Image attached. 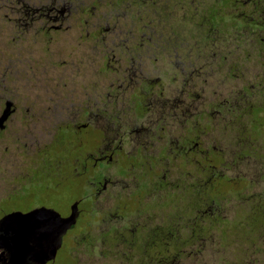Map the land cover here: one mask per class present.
<instances>
[{"label":"flooded vegetation","instance_id":"1","mask_svg":"<svg viewBox=\"0 0 264 264\" xmlns=\"http://www.w3.org/2000/svg\"><path fill=\"white\" fill-rule=\"evenodd\" d=\"M5 110L87 264H264V0H0Z\"/></svg>","mask_w":264,"mask_h":264},{"label":"rangeland","instance_id":"2","mask_svg":"<svg viewBox=\"0 0 264 264\" xmlns=\"http://www.w3.org/2000/svg\"><path fill=\"white\" fill-rule=\"evenodd\" d=\"M29 123L26 122V126ZM12 129L13 134L8 132L0 134V201L4 204L2 211L12 206L26 209L44 200L54 204L59 211L63 212L68 200L75 193L80 192L79 187L76 183L67 180L56 190L44 189L38 181L37 163L40 154L36 152L38 148L32 147L24 136L25 122L14 121ZM49 138V134H46L44 142ZM80 225L78 223L75 228L69 229L62 236L55 259L48 264H73L78 259L80 260L78 264H87L90 256H97V254L88 253L82 246L76 247V241L85 235L75 234Z\"/></svg>","mask_w":264,"mask_h":264},{"label":"snow or ice","instance_id":"3","mask_svg":"<svg viewBox=\"0 0 264 264\" xmlns=\"http://www.w3.org/2000/svg\"><path fill=\"white\" fill-rule=\"evenodd\" d=\"M3 201H0V261H3L6 251L11 254L13 246L6 238L9 232H15L14 218L5 214L2 209ZM43 217V218H41ZM30 221L28 236L24 243L15 244L19 255L26 252H35L39 254L44 249V245L64 231V221L59 220L57 215L52 213L34 212ZM15 243V242H14ZM13 264H21L20 260L13 257Z\"/></svg>","mask_w":264,"mask_h":264},{"label":"water","instance_id":"4","mask_svg":"<svg viewBox=\"0 0 264 264\" xmlns=\"http://www.w3.org/2000/svg\"><path fill=\"white\" fill-rule=\"evenodd\" d=\"M8 112L5 110L2 115L0 116V128L4 125V121L7 117ZM34 212H42V213H52L53 215H57L59 220L64 221L63 228L64 231L60 233L59 236H56L51 241L47 242L44 245L43 251L39 254L35 252H26L22 256L19 255L16 251L15 244H23L25 239L28 236L29 225L30 221L28 218L32 217ZM8 216L14 218V226L15 232H9L6 234V238L9 240V243L13 246V252L9 254L7 251L5 253L3 261H0V264H13V257L20 260L21 264H46L49 260L55 258L56 252L58 247L61 243V236L62 234L73 224L74 222V214L71 213L67 217H61L57 211L52 208L47 207H35L29 211L22 212V211H11L6 213ZM43 218V217H41ZM15 242V243H14Z\"/></svg>","mask_w":264,"mask_h":264}]
</instances>
